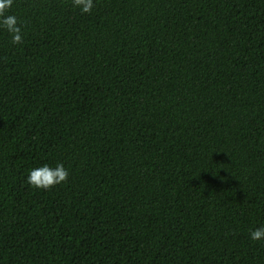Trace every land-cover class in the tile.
Masks as SVG:
<instances>
[{
  "label": "trees",
  "instance_id": "trees-1",
  "mask_svg": "<svg viewBox=\"0 0 264 264\" xmlns=\"http://www.w3.org/2000/svg\"><path fill=\"white\" fill-rule=\"evenodd\" d=\"M93 3L0 28V264H264V0Z\"/></svg>",
  "mask_w": 264,
  "mask_h": 264
},
{
  "label": "clouds",
  "instance_id": "clouds-1",
  "mask_svg": "<svg viewBox=\"0 0 264 264\" xmlns=\"http://www.w3.org/2000/svg\"><path fill=\"white\" fill-rule=\"evenodd\" d=\"M14 0H0V28L7 31L11 36V42L19 44L22 41L21 25L15 15L6 14L11 9ZM74 7L81 13H90L93 9V0H72ZM68 170L62 163L49 167L43 164L40 167L29 169L26 182L30 187L47 190L54 185L66 181ZM250 239L254 241L264 240V226L257 227L249 233Z\"/></svg>",
  "mask_w": 264,
  "mask_h": 264
}]
</instances>
